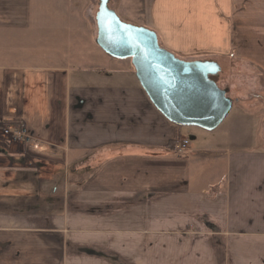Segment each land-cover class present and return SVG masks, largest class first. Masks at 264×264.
I'll list each match as a JSON object with an SVG mask.
<instances>
[{"label":"crops","instance_id":"crops-1","mask_svg":"<svg viewBox=\"0 0 264 264\" xmlns=\"http://www.w3.org/2000/svg\"><path fill=\"white\" fill-rule=\"evenodd\" d=\"M140 2L161 46L219 64L213 78L241 104L230 138L249 143L264 0ZM86 10L0 0V126L35 141L0 131V264H264V150L227 151L221 132L168 120Z\"/></svg>","mask_w":264,"mask_h":264},{"label":"water","instance_id":"water-1","mask_svg":"<svg viewBox=\"0 0 264 264\" xmlns=\"http://www.w3.org/2000/svg\"><path fill=\"white\" fill-rule=\"evenodd\" d=\"M96 43L108 55L131 59L137 79L155 107L171 122L216 129L233 100L213 78L220 66L210 60H185L161 46L157 33L121 19L109 0H99Z\"/></svg>","mask_w":264,"mask_h":264},{"label":"rangeland","instance_id":"rangeland-1","mask_svg":"<svg viewBox=\"0 0 264 264\" xmlns=\"http://www.w3.org/2000/svg\"><path fill=\"white\" fill-rule=\"evenodd\" d=\"M73 1L75 3V6L81 9H83V7L86 6L87 10H89L90 12L89 21L93 23V25L95 26L96 13L99 9L100 1L99 0H73ZM109 6L110 8L115 10L118 13V15L121 17V19L124 20L125 22L140 26L142 16L140 17L139 13L141 12L140 9L143 7V3L140 2V0H109ZM226 83H228V81ZM224 84L225 83H223V85ZM238 105L241 106V104L235 103L233 106V109L231 110L229 115L225 118V120L216 129L209 131V132H218V133L221 132L219 133V135H221V137L223 138H219V139L220 140L223 139L225 141V148L227 151L255 152V151L264 150V129H263L264 126L262 125V122L264 119V92L255 94V96H253L251 101L245 102L243 104L245 105V107H247L251 111V112H248L249 113L248 121L251 126L243 128V131L245 130V128H247L248 135L250 137V138H245L244 140L248 139L250 142L247 144L244 143L243 145L241 144L240 146H237V144H234L232 138H230V136L239 129V127H237L236 125H237V122L242 119V117H240L241 114L239 112ZM4 124L20 125L18 123H10V122L8 123L5 122L3 123V125ZM1 127H0V131L2 133ZM185 135H187L186 137L190 139L189 138L190 135L188 134H185ZM30 138L33 139L31 136ZM195 140L191 139L190 143H194ZM13 141L21 143L20 141H17V140H13ZM201 154L203 158L205 159V161L203 162H207L211 160L215 155L214 152H204Z\"/></svg>","mask_w":264,"mask_h":264},{"label":"built area","instance_id":"built-area-1","mask_svg":"<svg viewBox=\"0 0 264 264\" xmlns=\"http://www.w3.org/2000/svg\"><path fill=\"white\" fill-rule=\"evenodd\" d=\"M2 126V127H1ZM0 127L2 128V133L7 138L13 140L20 141L26 145H34L33 139L30 138L26 127L24 124L14 125V124H2ZM189 146V140L185 139L181 143H178L175 147V150L180 153L185 151Z\"/></svg>","mask_w":264,"mask_h":264},{"label":"trees","instance_id":"trees-1","mask_svg":"<svg viewBox=\"0 0 264 264\" xmlns=\"http://www.w3.org/2000/svg\"><path fill=\"white\" fill-rule=\"evenodd\" d=\"M178 141H179L178 139H177V140L175 139L174 141H171V142L168 144V147H170V148H172V149L175 148V146H176V144L178 143Z\"/></svg>","mask_w":264,"mask_h":264}]
</instances>
